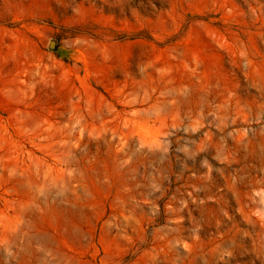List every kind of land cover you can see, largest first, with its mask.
<instances>
[{
    "label": "rangeland",
    "instance_id": "1",
    "mask_svg": "<svg viewBox=\"0 0 264 264\" xmlns=\"http://www.w3.org/2000/svg\"><path fill=\"white\" fill-rule=\"evenodd\" d=\"M0 264H264V0H0Z\"/></svg>",
    "mask_w": 264,
    "mask_h": 264
},
{
    "label": "water",
    "instance_id": "2",
    "mask_svg": "<svg viewBox=\"0 0 264 264\" xmlns=\"http://www.w3.org/2000/svg\"><path fill=\"white\" fill-rule=\"evenodd\" d=\"M50 47H53V43L50 44Z\"/></svg>",
    "mask_w": 264,
    "mask_h": 264
}]
</instances>
